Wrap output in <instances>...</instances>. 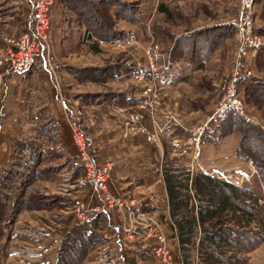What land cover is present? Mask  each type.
Returning a JSON list of instances; mask_svg holds the SVG:
<instances>
[{"label":"rangeland","instance_id":"rangeland-1","mask_svg":"<svg viewBox=\"0 0 264 264\" xmlns=\"http://www.w3.org/2000/svg\"><path fill=\"white\" fill-rule=\"evenodd\" d=\"M258 3L259 0L253 1L254 24L257 22V10L260 7ZM160 4L163 5L162 11L158 10ZM95 7L100 11L105 7L110 17V19L107 20V23L109 21V28L124 32L135 29V35H127L133 36V42L128 44V46H125L126 44L124 46L109 45V41L112 40L106 41L92 34H90L91 37H86L87 30H85L83 24L77 20L73 12L66 9L61 3V0H53L50 25L48 28V42L50 44L52 68L61 88L67 89L66 84H69L67 83L68 80L64 77V68L88 67L102 69L112 67L115 64L122 65L132 63L133 71H131V75L133 76L138 72L136 64H138L139 69H141L143 64L147 62V59H144L142 56L145 48L149 47L150 53L156 55L158 58L156 62L157 66L153 73L157 74L156 83L162 86V88L158 89L153 87L151 88L153 92H144L143 83L136 82V78L132 77L136 85V92H134L136 97L134 98L139 102V106H132L131 100H129L130 104L126 102L123 104L124 107H122V111L120 112L121 121L124 125L121 134L122 137L125 138L129 134L138 133L143 136L145 141L157 145L156 142L147 140V130L140 118L141 116H145L151 120L156 104L163 94L161 90H165L169 101V107L173 106L178 109L174 114H168L166 120L176 125L177 134L179 133L178 137H181L182 140L179 141L180 149L183 148L189 152L188 166L191 164V160H194V165H198L200 167V169L198 168L199 170L203 169L211 174L214 171V174L221 177L229 175L235 183H237V180H240L241 175H245L246 178H248H243L242 181H249V184L252 185L254 177L250 178L249 176L255 172V167L251 161H247V163L245 160L235 155L234 146L236 134L230 133L226 136L216 138L217 136L212 132V124L219 118L211 119V123L207 124L204 128L203 134L200 136V140L195 147V158H192L193 153H191L193 145L190 144L188 140L190 129L203 123L207 116L210 115L215 104L222 96L226 83L231 78L236 47L235 39H233L232 35L223 39V41L214 48V50L216 49L215 51L213 49L211 50L210 56L207 58L210 59L208 60L209 63H204L200 68L193 70H189L188 66L184 65L188 56L184 57V55H180L181 58L175 61L172 58L174 55L171 51L174 43L179 42L185 44L187 47H191L192 45L196 50L195 57H198V55L204 52L202 48L207 47L205 34L208 31H212L213 28V30L216 31L217 26L222 24H230L229 20L239 11V0H103L96 4ZM114 9L119 12L120 17L113 16L112 12ZM259 24L264 28V21L259 22ZM198 33H204L203 39L205 40L196 41V43H191L189 41L184 43L188 35L191 36L189 38L194 39ZM255 33L264 37V33ZM1 36L4 35H0V37ZM227 51L229 58L225 56ZM254 56L255 54L249 55L244 58L242 62L250 71L249 77H257L264 81V69L258 70L256 68ZM165 58H167V67L162 70L163 67L161 66V62ZM225 59L229 60V72L227 75L221 74V62ZM87 76L90 77H87L89 80L82 82L73 81L76 85L80 84L79 86H81L84 91L82 95L84 96L82 97L83 99L93 100L94 95L107 92H114L121 95L124 92H128L129 89L131 91L133 90L131 81L125 77H120L112 83L106 84V81L103 83L96 79L97 75L89 74ZM237 81L235 80L234 87L237 96L241 100L243 110L251 119L249 121L257 123L264 132V122L260 120L258 111L255 107L243 101L241 94L238 92L239 86ZM124 88L128 89L124 90ZM131 114H136L138 116V120L135 124H131V126H137L138 130H130L131 126L128 127L126 124V122L130 123L129 117ZM239 116L243 117L242 115ZM195 118H197V121L193 120ZM151 121L154 127L159 126L155 124L154 120ZM210 138H212V140H210ZM162 139L159 144L162 148L161 166L163 157H165L166 162L172 159L170 157V148H167L166 154L164 153L162 143L164 139L163 141ZM176 150L179 151V149ZM172 152H175L174 146H172ZM37 161L36 159L30 160L32 166L27 167L21 166L20 163L16 165L14 170H18L16 171L18 174H15V172H13V174L8 172L6 175L10 178V181H8L6 185L7 190L5 188L4 194L7 196L9 202H11L17 194L16 191L19 190L15 188L18 181H20V184L22 182V192L27 184L34 182L32 186L26 190V197L21 199L22 202H28L31 199L29 196L33 195H35V197H32L33 200L36 199L37 201L41 199L45 202V197H47V200H49V197H54V199H52L54 202L52 206L46 209L43 208L44 206H29L16 216L17 226H14L15 230L25 233V236H19L15 231H12L11 234L9 233L8 238L4 239V264H54L56 259L55 247L58 244V238L61 239L68 230L76 226L67 224L70 219L67 220L66 223L58 224L63 220V211H65V208H68V206L71 207L68 212L73 216L75 205V199L71 200L70 195H68L69 187L66 181V174H68L69 177L70 170L65 171V169H63L65 167V164H62L64 157L60 158V156L56 154L52 159L49 157L42 162L39 161L37 163ZM54 165H57L56 168L58 169L53 170H57V172H53L50 176L44 177L43 180L36 181L35 177L38 176L41 169H52ZM7 167H11V164ZM37 169L38 174L36 173ZM250 171H252V173H250ZM11 175L12 177H10ZM110 176L111 167L109 177ZM40 177L39 175V178ZM80 177L82 179V175ZM143 215L148 217L151 216L148 213H144ZM71 222H73V220ZM109 226L110 224L105 221L104 229L107 230ZM119 228H121V225ZM56 230L59 233L58 237L56 235L52 236L55 234ZM40 232H46V234H49V237L41 239L43 240L41 242L40 237L42 235ZM127 233V231H124V238L129 240L130 243L127 244L123 250L124 259H122L123 257H117L116 259L113 255L109 257L112 253L106 250L107 246L110 249L109 245L99 244L89 253L83 264H167L150 252L149 255L148 251L146 252V250H148L147 246L142 248L137 247L136 245L139 244V242L134 241V243H132L130 240H132L133 237L129 238ZM102 239L104 240V238ZM164 240L168 252L172 257H176L172 243L166 240V238ZM131 244L134 245L130 247ZM150 248L149 251H151ZM246 256L245 263L241 264H264V241L255 249L249 251Z\"/></svg>","mask_w":264,"mask_h":264},{"label":"trees","instance_id":"trees-1","mask_svg":"<svg viewBox=\"0 0 264 264\" xmlns=\"http://www.w3.org/2000/svg\"><path fill=\"white\" fill-rule=\"evenodd\" d=\"M101 1L103 0H61V3L66 9L73 12L89 35L92 34L108 41L131 34L109 28L107 20L110 17L107 10L103 7V10L100 11L95 7ZM258 4L260 7L257 10V22L254 24L253 30L257 33H264V28L259 24L264 21V0H259ZM112 13L113 16L120 17L117 10L114 9ZM213 29L205 34L207 47L202 48L204 49L202 54L195 57L196 50L192 45L187 47L178 42L174 43L171 49L174 55L173 60H179L180 55L188 56L184 65L188 66L189 70L200 68L210 56L212 49L229 35L234 36L235 34V27L231 24L217 26L216 31ZM22 30H26L25 22H23ZM196 35L194 39L189 38L191 36L188 35L184 43L205 40L203 39L204 33ZM253 54H255L256 68L263 70L264 46L253 50L251 55ZM63 71L67 82L69 80L81 82L89 80L90 77L87 75L90 74L97 75L96 79L104 83L108 79L133 71V67L132 63H126L102 69L70 67L64 68ZM237 83L238 92L243 101L254 106L260 120L264 122V81L257 77L247 76L239 79ZM127 93L129 91L121 95L107 92L94 95V99H134ZM55 120V115L46 106H40L31 118L33 124L31 133L13 142V152L9 163L11 167L0 170V264H4L5 244L3 241L12 231V227L16 223V216L32 205L33 207L44 206L45 209L53 205L54 197H49V200L45 197L46 200L43 202L41 199L33 200L32 197L35 195L29 196L31 199L28 202H22L21 199L26 197V190L34 182L27 184L22 192V182L20 184L18 181L15 188L19 190L16 191L17 194L11 202L4 191L5 188L7 190L6 185L10 181L6 174L8 172L18 174L16 172L18 170H14V168L19 163L21 166L27 167L32 166L30 160L33 159L38 160V163L49 157L52 159L56 154L63 158V153L57 147L58 135ZM212 132L217 136L216 138L235 133V155L245 161H251L256 169V174L252 185L249 184V181H241L237 185L227 178L217 177L213 174H205L200 171L190 172L185 164H178V158L172 152L174 145L170 142L169 134L163 136V151L166 154L167 148H170L172 159L166 162L163 157L161 175L167 195L170 227L176 237L177 254L181 264L245 263L249 251L264 241V132L257 123L239 116L233 108H228L225 114L212 124ZM62 164H65L63 168L65 171L70 170L69 177L68 174L66 175V181L71 184L81 166L73 168V162L67 159H64ZM56 167L57 165L52 166V169L43 168L39 174L37 169L36 181L43 180L44 177L57 172V170H53L58 169ZM90 216L68 230L59 240L54 264H83L88 254L97 245L105 244L106 240H103L101 235L106 221L103 213L97 212Z\"/></svg>","mask_w":264,"mask_h":264},{"label":"crops","instance_id":"crops-1","mask_svg":"<svg viewBox=\"0 0 264 264\" xmlns=\"http://www.w3.org/2000/svg\"><path fill=\"white\" fill-rule=\"evenodd\" d=\"M162 7L163 5L160 4L158 10L162 11ZM24 12L25 5L22 0H0V35L17 36L23 29ZM131 31L127 32L135 35V29ZM225 56L229 58L228 51ZM166 59L162 61L164 62ZM208 60L210 59L205 60L203 64L209 63ZM228 63V59L222 60L221 74L227 75L229 72ZM43 69L42 61L37 60L30 73L24 77L14 74L5 79L6 88L0 100V170L6 168L10 163L14 140L31 133L33 125L31 118L33 114L40 106H46L56 118L58 150L63 153L64 159L73 162V168L78 165L81 166L72 183L68 184L70 199H75V202L76 200L95 202V192L90 184L82 181L80 177L82 175V165L77 157L76 147L73 146L69 126L70 122H75L84 136L86 148L92 157L95 168L99 169L106 162L111 164V176L107 180V188L122 197L124 210L128 209L150 214V217L157 225V231L172 243L175 255L178 256L176 237L173 229L170 227L167 195L161 175L162 148L159 144L162 136L169 134L170 142L175 147L174 153L178 158V164H185L187 168L189 152L183 148L180 149L179 141L182 140L181 137H178L179 133L177 134L176 125L166 120L168 114H174L178 110L173 106L169 107L166 91L161 90L163 94L158 100L151 118L159 126L154 127V124L148 117L141 116L140 118L147 130L146 134L153 136L154 142L157 144L154 145L145 141L143 136L138 133L129 134L125 138L122 137L124 125L121 121L120 112L125 102L130 104L128 99H83L82 97L84 96L82 95L84 91L79 86L80 84L76 85V83L69 80L67 82L69 84H66L67 89H62L57 81L56 74H49ZM156 76L157 74L153 75V79L155 80L154 87L161 89L162 86L156 83ZM120 77H125L131 81L133 90L129 89L127 95L136 97L134 94L136 92V85L133 82L131 72L108 79L105 83H112ZM131 101L132 106H139L137 99L134 98ZM64 110L67 111V118ZM193 120L197 121V118ZM176 149H179V151ZM199 169L196 168L189 171H200L210 174V172ZM254 173L256 174V169ZM254 173L249 177H254ZM68 208H65V211H63V220L58 224L66 223L70 219L67 224L76 225L91 217L87 216L81 220L75 219L68 212L71 207L68 206ZM101 213H103L106 222L110 224L107 230L103 229L101 231V235L106 240L105 244L110 247L109 249L107 246L106 250L112 252L111 255L109 254V257H112V255L116 259L117 257H123V250L130 243L129 240L124 238V231L128 232L127 236L129 238L133 237L130 240L132 243L134 241L139 242V244L135 243L137 247L142 248L147 246L148 250L146 252L148 251L149 254V248L155 241L152 235H146V229L135 228L129 231L123 226L119 228L120 219L118 214L115 212H110V214ZM72 220L73 222H71ZM14 226H17V223ZM14 226L12 227V231H15L19 236H25V233L15 230ZM40 234L42 235L40 240L49 237V234H46V232H40ZM54 235L59 236L57 230L52 236ZM59 240L58 238L57 243ZM132 245L134 244H131L130 247Z\"/></svg>","mask_w":264,"mask_h":264},{"label":"built area","instance_id":"built-area-1","mask_svg":"<svg viewBox=\"0 0 264 264\" xmlns=\"http://www.w3.org/2000/svg\"><path fill=\"white\" fill-rule=\"evenodd\" d=\"M25 5V28L21 30L17 36L4 35L0 37V100L5 92V79L11 75L17 74L21 76L27 75L32 69L37 60L42 61L43 70L49 74L54 75L52 68L50 55V44L48 42V28L50 25L51 10L53 6V0H22ZM253 1L254 0H239L238 13L229 20V23L235 27L234 39L236 42L234 52V66L231 73L230 80L226 83L225 90L215 104L212 112L203 123L190 129L189 143L193 145L191 153L192 158L195 154V147L202 136L205 126L213 118L222 117L228 108H233L239 115H242L245 119L251 120L243 110L241 100L236 94L234 83L235 80L248 76L250 71L246 68L242 62L244 58L251 55V52L256 48L264 45V37L258 35L253 30ZM91 35L86 33V37ZM133 42V36H126L124 38L109 41V45H122L128 46ZM144 59L147 62L143 64L139 69L138 64L136 72L132 77L136 78V82L143 83L144 92H153L151 88L154 87V71L157 66V56L150 53L149 47L145 48L143 52ZM167 59L161 62L162 70L166 69ZM242 71V74H241ZM145 104V103H144ZM67 118V111L64 110ZM1 117V109H0ZM138 120L136 114H131L129 122H126L128 127L131 124H135ZM70 136L73 146L76 147L77 157L82 165V181L88 182L95 192L94 203L90 201L77 200L73 209V216L75 219H84L97 212H115L119 216V223L125 229H134L140 227L146 229L147 234L154 236V244L151 245V251L153 255L159 258L162 262L167 264H181L179 257H172L168 252L165 244V238L160 232L157 231V225L151 217L144 216V213L135 212L132 210H124V201L121 196L111 192L107 188V180L109 179L110 167L109 162L104 163L99 169L95 168L92 157L87 150L84 136L75 122H70ZM137 129L138 127L133 125L130 130ZM147 140L154 141L151 134H146ZM188 169L200 168L198 165H194V160L190 162ZM215 172L213 171L212 174ZM211 174V173H210ZM217 177V174H215ZM227 178L234 184H240L242 179L246 178L245 175H241L240 180L233 182L229 175L222 176ZM134 226V227H133ZM148 237V236H147ZM152 255V256H153Z\"/></svg>","mask_w":264,"mask_h":264}]
</instances>
